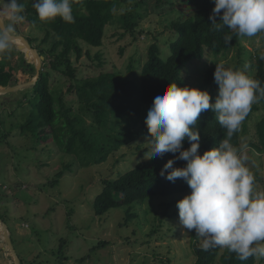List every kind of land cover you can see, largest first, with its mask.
<instances>
[{
  "label": "rangeland",
  "instance_id": "1",
  "mask_svg": "<svg viewBox=\"0 0 264 264\" xmlns=\"http://www.w3.org/2000/svg\"><path fill=\"white\" fill-rule=\"evenodd\" d=\"M193 14L184 0H122L115 22L105 28L102 46L93 48L80 42L82 57L78 60L75 54L71 55L74 80L95 79L101 73H118L137 80L150 46L158 45L161 59L166 60L171 54L170 44L177 39L172 25ZM130 15L137 17L129 19ZM121 21H134V32L127 31ZM15 30L17 36L31 39L37 52H45L40 55L42 70L50 73L52 92L63 99L71 116L86 128L98 148L109 141L111 145V139L117 135L129 134L125 144L102 162L90 161L82 153L70 156L51 140L44 143L29 134L21 135L18 127L25 122L28 109L8 104L22 100L20 91L11 97L0 95V128L4 133L11 130L6 140L0 141V219L8 227L21 264H195L193 244L201 246V241H194L192 230L181 225L176 206L191 191L168 198H147L103 216L93 212V201L106 181L115 180L148 160L144 157L149 151L145 144L148 138L142 124L151 106L142 107L140 119L116 118L106 128L94 126L76 90L70 87L74 80L50 71L49 50L56 41L54 34L43 43L44 29L22 22ZM209 51L205 49L203 57L184 66L182 73L187 82L200 84L205 70L214 62L230 69L239 63L241 70L252 78L256 59L264 54V33L242 37L237 47L222 56H213ZM31 57L30 51L15 43L11 51L0 54V63L6 69L12 67L14 73H19V80L26 83L29 80L23 70L28 69L25 64L35 68ZM252 107L240 125V149L247 156L246 166L254 174L256 190L264 191V153L256 152L252 146L259 142L257 124L264 118V104L254 103ZM119 196L116 195L117 200ZM224 250L221 248L220 255ZM0 264H15L2 227ZM214 264H221L219 258ZM254 264H264V258L255 257Z\"/></svg>",
  "mask_w": 264,
  "mask_h": 264
},
{
  "label": "trees",
  "instance_id": "2",
  "mask_svg": "<svg viewBox=\"0 0 264 264\" xmlns=\"http://www.w3.org/2000/svg\"><path fill=\"white\" fill-rule=\"evenodd\" d=\"M142 1L140 0V2ZM184 1L193 9L194 14L183 22L172 25L173 31L177 34V39L170 44L171 54L166 60L161 59L158 45L153 44L148 50V59L137 80L129 79L118 73H101L95 79L78 82L74 80L75 69L70 59L71 55L75 54L78 60L82 57L83 49L80 42L93 48L102 46L105 28L115 22L114 17L122 0H72L73 23H66L60 18L47 22L40 21L32 6V0H18L25 9L23 23H27L32 28L46 30L43 43L48 42L54 34L56 41L49 50L50 71L61 72L74 80L75 83L73 82L70 87L76 90L78 100L87 110L94 126L100 128H106L116 118L121 120L125 118L140 119L142 107L144 105L151 106L154 97L171 83H176L181 88L187 86L207 91L211 97L210 103H215L218 85L214 81L213 74L215 64L220 62H214L205 70L200 84L187 82L183 77V68L190 61L203 57L205 49H209L213 56L225 55L239 45V40L242 37L232 33L226 26L217 30L211 25L212 21L209 17L212 15L215 6L214 0ZM136 17L130 15L129 19L135 20ZM122 18L125 19L126 16L124 15ZM121 22L127 31L134 32L136 28L134 21ZM216 22H221L220 16L216 17ZM226 35L232 37L230 43L225 42ZM27 41L32 45L31 39H27ZM38 53L43 55L45 52L38 50ZM25 66L28 69L23 70H25L28 80L31 81L36 75V70L31 64H25ZM6 68L4 64L0 63V89L22 84L19 80V73H14L15 70L12 67ZM231 69L242 71L239 63ZM255 69L256 73L252 79L259 80L261 87H264V54L257 57ZM49 76V72L41 70L34 86L25 92H17L22 96V100L8 103H16L20 108L26 107L28 109L25 122L18 127L21 135L29 134L31 138L44 143L51 140L63 153L70 156H79L82 153L85 155L84 158L98 163L104 161L110 152L117 151L125 144L129 134L117 135L116 138L111 139V145L109 141L108 144H103L101 148H98L97 143L88 137L86 128L79 126L78 119L71 116V110L65 107L63 99L57 98L52 92ZM17 93L6 96L11 97ZM259 103L264 104V99H261ZM142 130L148 138L147 127L144 122ZM194 130H197L200 135V155L218 147L219 142L227 138V130L220 126L216 114L211 109L200 114ZM0 133H3L0 134V141H3L11 134V130L8 133H4V131ZM257 133L259 142L252 144V146L256 152L264 153V118L257 124ZM104 138H106L105 135ZM240 138L239 127L232 135L230 143L240 149ZM189 147L190 144L185 139L183 149L186 150ZM96 156H99V159L96 160ZM169 159H174V154L165 153L162 157L140 162L119 178L106 181L103 190L93 201L94 214L103 216L120 206L141 203L147 198H168L191 191L182 178L170 182L165 178L167 172H165V176L160 175ZM185 166L186 162L182 160H177L173 165L174 168ZM62 174L63 171L58 173L57 177H62ZM116 195H120V200H117ZM191 235L194 241H198L194 229ZM220 250V247H213L204 251L197 243L193 244V252L196 257L195 264H214L217 258L221 264L255 263V257L241 261L234 252H229L225 248L220 255Z\"/></svg>",
  "mask_w": 264,
  "mask_h": 264
},
{
  "label": "clouds",
  "instance_id": "3",
  "mask_svg": "<svg viewBox=\"0 0 264 264\" xmlns=\"http://www.w3.org/2000/svg\"><path fill=\"white\" fill-rule=\"evenodd\" d=\"M209 19L217 30L227 27L238 37L264 33V0H214ZM40 21L60 18L73 23L72 0H32ZM24 5L18 0H3L0 6V54L11 51L18 36L16 25L25 20ZM222 12V15H221ZM220 16V23L216 17ZM230 43L232 37L225 36ZM218 85L215 103L207 91L169 84L153 99L144 121L149 148L145 159L174 154L160 175L170 182L182 178L190 194L177 202L181 225L195 230L204 251L213 247L234 252L241 261L264 258V191L255 188V177L246 166L247 156L231 143L254 103L264 99V87L243 71L215 64ZM211 109L227 138L219 146L199 154L200 135L194 130L198 117ZM187 139L190 147L183 149ZM246 147V146H245ZM178 155H175L177 154ZM177 160L185 167L174 168ZM171 169V171H168Z\"/></svg>",
  "mask_w": 264,
  "mask_h": 264
},
{
  "label": "water",
  "instance_id": "4",
  "mask_svg": "<svg viewBox=\"0 0 264 264\" xmlns=\"http://www.w3.org/2000/svg\"><path fill=\"white\" fill-rule=\"evenodd\" d=\"M18 39H20L21 41H23V46L31 52L33 59L35 60V70H36V75L35 77L26 83H22V84H18L15 85L13 87H8L5 89H0V95H4V94H11V93H17L21 90H23L24 88H30L32 86H34L39 78V73L42 70V61H43V57L39 55V53L32 47V45L23 37H19ZM0 227H2L3 231L5 232V236H6V246L8 247L9 251L12 253L15 264H21V261L19 259V257L17 256L12 241H11V237H10V232L8 230L7 225L0 219ZM6 249V247H5Z\"/></svg>",
  "mask_w": 264,
  "mask_h": 264
},
{
  "label": "bare ground",
  "instance_id": "5",
  "mask_svg": "<svg viewBox=\"0 0 264 264\" xmlns=\"http://www.w3.org/2000/svg\"><path fill=\"white\" fill-rule=\"evenodd\" d=\"M15 43L18 45H23V41H21L20 39H17ZM5 240H6V236H5Z\"/></svg>",
  "mask_w": 264,
  "mask_h": 264
}]
</instances>
